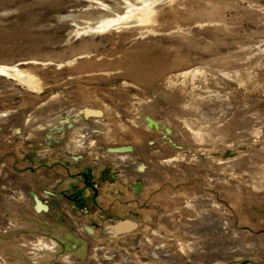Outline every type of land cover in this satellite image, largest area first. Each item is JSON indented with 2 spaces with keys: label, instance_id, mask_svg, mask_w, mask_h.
Here are the masks:
<instances>
[{
  "label": "rangeland",
  "instance_id": "rangeland-1",
  "mask_svg": "<svg viewBox=\"0 0 264 264\" xmlns=\"http://www.w3.org/2000/svg\"><path fill=\"white\" fill-rule=\"evenodd\" d=\"M0 67V190L8 153L49 150L44 131L88 107L102 120L76 118L70 146L97 157L149 140L150 165L192 171L215 197L201 235L204 220L178 214L78 250L43 235L26 264H264V0H0ZM14 261L0 248V264Z\"/></svg>",
  "mask_w": 264,
  "mask_h": 264
},
{
  "label": "crops",
  "instance_id": "crops-1",
  "mask_svg": "<svg viewBox=\"0 0 264 264\" xmlns=\"http://www.w3.org/2000/svg\"><path fill=\"white\" fill-rule=\"evenodd\" d=\"M84 130L83 127L80 132ZM64 135L59 136V142L49 150L30 154L23 150L18 160L8 153L11 157L2 164L3 168L7 167L9 178H4L7 181L2 179L7 185L0 190V228L10 226L6 234H0V248L5 258L16 260L8 264H26L25 243L43 235L55 238L62 248L68 245L78 250L81 243L92 239L97 231L106 238H128L139 228L144 230L149 225L177 219L175 214L184 221L189 220L185 225L204 220L199 235L210 231L208 223L215 197L210 192L198 190L192 171L170 174L161 171L159 166L150 165L145 144L153 142L135 140L123 144L132 147L130 152L91 157L89 148L70 146L71 141ZM161 151L166 152L165 149ZM73 156L80 157L75 160ZM14 180L18 193L12 191ZM94 183L99 189L93 188ZM138 183L140 188L134 192L133 185ZM45 191L64 195L59 208L51 206L53 198L44 194ZM33 195L39 200L40 207L36 206ZM182 202L196 205L189 211L182 208ZM195 209L200 214L199 221L192 215ZM118 220L133 222L137 228L114 238L102 233V227ZM80 221L91 226L94 234L89 236L83 232Z\"/></svg>",
  "mask_w": 264,
  "mask_h": 264
},
{
  "label": "water",
  "instance_id": "water-1",
  "mask_svg": "<svg viewBox=\"0 0 264 264\" xmlns=\"http://www.w3.org/2000/svg\"><path fill=\"white\" fill-rule=\"evenodd\" d=\"M102 111L98 109H92L88 107H83L79 109L76 113L71 114V115H63L57 120V126L54 127H49L44 131V144L47 147H51L53 144H57L59 141L56 137V135H61L63 132L66 131V129H72L74 127L73 121L76 120V118H82L83 120H89L91 118L99 119L102 120ZM145 120V125L148 129H155L159 131L160 124L159 122L155 121L153 118L149 116H144ZM11 128L14 129V131L11 130ZM9 130L13 135H18L21 140L25 138L24 134L21 133V129L19 127L12 126ZM164 131L166 133H171L172 130L166 126L163 127ZM95 132H97L95 130ZM164 138V136H163ZM169 143L172 144L176 149H181L180 146L176 145L170 138L166 139ZM95 149L99 150V146H95ZM132 150V147L130 145H120V146H111V147H106L104 151L106 153H114V154H124L127 152H130ZM80 156H73V158L76 160ZM142 165L139 164V168H141ZM140 188V184H135L133 185V190L134 192H137ZM44 194L47 196L53 198V202L51 203V206L54 208H59L60 207V200L64 198V195L60 194H55L49 191H45ZM33 198L35 200L36 206L40 207L41 204L37 197L33 195ZM44 206V205H43ZM45 208V207H44ZM79 227L83 232H85L87 235L91 236L94 234V229L89 226L88 224L80 221L79 222ZM137 228L136 224L133 222L125 221V220H118L113 224L107 225L102 227V233L105 234L106 236H110L112 238L121 235L126 232L134 231ZM156 248L154 247L153 250L151 251V256L153 258H157L156 254L154 253V250Z\"/></svg>",
  "mask_w": 264,
  "mask_h": 264
},
{
  "label": "bare ground",
  "instance_id": "bare-ground-1",
  "mask_svg": "<svg viewBox=\"0 0 264 264\" xmlns=\"http://www.w3.org/2000/svg\"><path fill=\"white\" fill-rule=\"evenodd\" d=\"M128 19H129V18H127V17H126V18H125V17H121V18H120V21H123L122 23H123V24H126V23L128 22ZM126 21H127V22H126ZM132 22H133V21H132ZM0 69L2 70V67H0Z\"/></svg>",
  "mask_w": 264,
  "mask_h": 264
},
{
  "label": "built area",
  "instance_id": "built-area-1",
  "mask_svg": "<svg viewBox=\"0 0 264 264\" xmlns=\"http://www.w3.org/2000/svg\"><path fill=\"white\" fill-rule=\"evenodd\" d=\"M93 188H94V189H99V185H98L97 183H94V184H93Z\"/></svg>",
  "mask_w": 264,
  "mask_h": 264
},
{
  "label": "flooded vegetation",
  "instance_id": "flooded-vegetation-1",
  "mask_svg": "<svg viewBox=\"0 0 264 264\" xmlns=\"http://www.w3.org/2000/svg\"><path fill=\"white\" fill-rule=\"evenodd\" d=\"M63 199V198H62Z\"/></svg>",
  "mask_w": 264,
  "mask_h": 264
}]
</instances>
